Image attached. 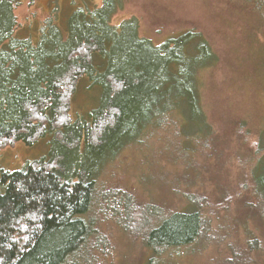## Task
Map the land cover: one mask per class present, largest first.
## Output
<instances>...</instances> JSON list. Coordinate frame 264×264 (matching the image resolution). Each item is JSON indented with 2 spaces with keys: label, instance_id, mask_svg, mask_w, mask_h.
<instances>
[{
  "label": "trees",
  "instance_id": "16d2710c",
  "mask_svg": "<svg viewBox=\"0 0 264 264\" xmlns=\"http://www.w3.org/2000/svg\"><path fill=\"white\" fill-rule=\"evenodd\" d=\"M103 1V8L92 14V24L80 20L70 26L67 41L46 35L35 47L30 40L14 39L16 4L0 0V147L20 142L32 146L48 134H53L54 145L49 160L1 177L0 264H103L93 258L89 246L97 232L92 213L103 207L98 203V182L104 164L130 145L119 139L129 128L142 132L170 125L179 136L177 153L183 155L189 151L184 142L192 144L211 135L208 118L199 111L202 99L196 96V87L199 72L214 59L206 41L193 44L198 36L194 32L169 39L145 55L137 53L135 66L121 55L111 59L100 78L105 88L101 108L92 114L91 123L71 122L70 99L77 83L96 74V55L112 58L118 48L119 30L110 22L123 6L121 0ZM245 1L264 28V0ZM128 34L133 35L125 29V39ZM176 112L193 116L188 129L194 133L182 128L183 119ZM250 175L253 203L244 223L235 220L231 232L236 237L225 242L222 264H264L262 159ZM133 203L132 197L124 196L114 217L125 233H136L147 248L150 255L143 264H160L176 250L200 244L207 224L199 198L191 197L183 209L147 207L141 213L151 220L145 217L140 226ZM248 221L262 223L260 236L248 230ZM241 224L242 238L236 229ZM100 248L97 242L96 249Z\"/></svg>",
  "mask_w": 264,
  "mask_h": 264
},
{
  "label": "rangeland",
  "instance_id": "374dc122",
  "mask_svg": "<svg viewBox=\"0 0 264 264\" xmlns=\"http://www.w3.org/2000/svg\"><path fill=\"white\" fill-rule=\"evenodd\" d=\"M11 1L16 4L18 24L14 39L30 40L35 47L46 35L53 41L58 36L67 41L71 25L80 20L92 24V14L104 5L103 0ZM120 3L122 9L110 22L119 30L117 51L112 58L96 55V74L77 83L70 99L71 122L91 123L92 114L101 108L105 88L100 78L111 59L121 55L120 59L126 58L128 65L135 66L137 53L145 55L169 39L194 32L198 36L193 44L206 41L214 59L213 65L199 72L196 87V96L202 99L199 111L206 114L211 135L192 144L184 142L189 151L181 155L177 153L179 136L170 125L163 129L155 125L142 132L129 128L119 141L124 139L130 145L108 160L100 173L98 203L103 207L92 213L97 221V232L89 245L92 256L103 264H143L149 258L138 235L125 233L114 217L124 196L133 198V216L139 226L145 217L151 220L141 210L151 206L183 209L191 197H197L203 202L207 224L200 244L176 250L170 260L160 264H222L225 242L236 237L231 232H235V220L244 223L248 205L253 203L248 190L250 174L258 161L264 162V28L245 0ZM125 29L133 33L128 39L123 35ZM138 38L146 42L140 44ZM192 117L189 112L178 117L188 133H194L188 129ZM53 146V134L32 146L22 142L1 146L0 180L5 173L49 160ZM83 152L84 145L77 155ZM247 228L257 236L263 232L260 221H248ZM236 229L242 238L244 225ZM97 242H101L99 250Z\"/></svg>",
  "mask_w": 264,
  "mask_h": 264
}]
</instances>
